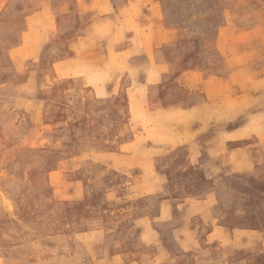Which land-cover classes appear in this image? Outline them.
Returning <instances> with one entry per match:
<instances>
[{"label":"rangeland","instance_id":"1","mask_svg":"<svg viewBox=\"0 0 264 264\" xmlns=\"http://www.w3.org/2000/svg\"><path fill=\"white\" fill-rule=\"evenodd\" d=\"M47 1L0 0V264H123L141 249V206L204 184L213 223L229 232L224 261L264 264V0H164L170 71L155 66L152 29L136 17L95 27L106 53L94 42L70 51ZM125 32L149 67L110 47ZM189 90L192 115L161 110L181 108ZM191 121L207 183L205 167L181 166Z\"/></svg>","mask_w":264,"mask_h":264},{"label":"crops","instance_id":"2","mask_svg":"<svg viewBox=\"0 0 264 264\" xmlns=\"http://www.w3.org/2000/svg\"><path fill=\"white\" fill-rule=\"evenodd\" d=\"M163 1L49 0L47 2L52 9L58 33L61 35V42L66 47L69 45L68 49L70 51H74V48L78 49L80 45H88V48H90L92 47L90 42H94V45L101 46L106 53L107 42L106 40L100 41L98 38H94L95 27H100L106 23L116 27L118 22H123L121 20L122 15L136 17L135 21L140 28L152 29L153 49L159 48L156 52L155 66L159 70L170 71L172 61L167 58L169 49L166 46L171 45L170 38H172L175 28L165 21V13L162 10ZM115 32L116 28L111 33ZM145 33L149 32L145 31ZM124 34V42L112 44L110 47L115 53L120 54L137 51L129 58L128 63L139 70L149 67L150 59L146 51L141 45L130 42L133 39L131 32H125ZM94 52L98 53L99 50L89 51L91 54ZM66 53L72 59L75 58L74 54L72 55L68 50ZM167 74L169 73L160 72L158 74L161 84L165 81ZM176 75L174 81L179 86L188 87L189 81H192V69L181 71ZM142 80H146L145 75L142 76ZM128 84L131 85V82L129 81ZM161 84L150 86L154 87ZM189 91L187 101L181 104V108L161 106V110L166 112L168 109H174L177 112L192 115V109H194L192 108V90ZM196 124L194 126L192 121L190 122L189 139H185L186 141L181 140L178 145L184 147L187 151L186 156L180 162L182 168H185V166L205 167L199 175L201 182L207 183L205 170L209 165V157L206 156L205 145H200L197 142L199 140L204 142L205 140L198 138L196 141H192V132L196 133L201 126V124ZM198 134L200 133H196V135ZM224 134L230 135L232 132L226 131ZM182 138L183 136L180 139ZM195 169L192 168V171ZM212 192V188L204 184L199 189L184 191L187 197L182 196L179 201H173V204H168L166 200L164 202L159 200L156 207L152 209L148 205L141 206V216L133 221H144L141 223L143 227L137 234L141 249L139 251L131 249L126 254H121L124 258L123 264H243L242 261H237L233 255L231 260L227 255L228 261H224V255L229 254V251L222 244L229 232L225 224L213 223L210 217L209 202ZM145 219L148 220L149 225L146 224ZM144 232L147 235H144ZM134 244L136 246L135 241ZM132 247L134 248V246ZM118 257H120V253Z\"/></svg>","mask_w":264,"mask_h":264}]
</instances>
